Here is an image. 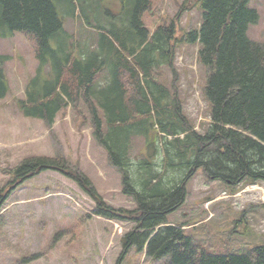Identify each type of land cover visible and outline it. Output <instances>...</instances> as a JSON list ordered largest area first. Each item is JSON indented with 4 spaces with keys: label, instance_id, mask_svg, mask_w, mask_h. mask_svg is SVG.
<instances>
[{
    "label": "trees",
    "instance_id": "trees-1",
    "mask_svg": "<svg viewBox=\"0 0 264 264\" xmlns=\"http://www.w3.org/2000/svg\"><path fill=\"white\" fill-rule=\"evenodd\" d=\"M56 1L66 9L64 18ZM76 1L0 0V39L21 33L34 41L37 67L16 105L25 118L41 120L48 129L71 105L76 127L89 124L120 174L122 194L135 207L107 205L61 154L22 160L9 172L13 180L0 189V206L25 181L54 171L93 200V215L133 224L121 237L118 263L133 249L159 264H264V245L244 255L212 254L185 234L186 222L167 221L184 204L186 183L198 169L209 181L229 186L264 183V44L248 37L259 21L252 0H187L176 19L197 5L201 21L182 34H176V20L154 25L150 33L142 15L154 0ZM76 15L93 30L81 43L64 28ZM179 44H198L196 59L206 69L203 91L211 121L203 134L158 78L159 66L174 72ZM9 59L0 54V101L10 91L4 70ZM138 137L146 151L133 159L132 140ZM79 226L78 221L74 228Z\"/></svg>",
    "mask_w": 264,
    "mask_h": 264
},
{
    "label": "rangeland",
    "instance_id": "rangeland-1",
    "mask_svg": "<svg viewBox=\"0 0 264 264\" xmlns=\"http://www.w3.org/2000/svg\"><path fill=\"white\" fill-rule=\"evenodd\" d=\"M74 3L78 5L76 0ZM101 4L106 5L107 0ZM181 4L185 7L189 3L155 0L152 10L144 13L142 19L148 21V27L176 20V34H182L197 27L201 17L199 7L191 5L176 19L182 12ZM249 5L257 10L259 21L249 28L248 37L264 44V0H252ZM56 8L64 18L66 9L57 1ZM80 20L77 15L66 20L67 32L79 43L85 38ZM175 47L174 72L165 65L159 66L158 78L176 95L196 131L203 134L211 120L203 91L206 69L195 56L199 46ZM0 54L10 58L4 64L10 92L0 101V189L13 180L9 172L25 158L61 154L70 167H77L91 181L107 205L133 209V200L122 194L120 175L108 164L89 124L76 127V115L66 110L48 132L41 121L25 118L18 109L16 100L24 97L23 89L36 67L32 38L15 33L0 39ZM80 111L86 113L83 106ZM143 147V140L134 138L131 158H140ZM261 184L263 187H255L258 189L246 183L229 186L219 180L209 181L198 169L186 183L184 204L168 215L167 221L190 225L185 234L206 252L248 254L264 245V183ZM94 207L89 196L57 172L46 171L25 181L0 206V264H159L149 262L133 249L118 263L123 252L121 237L134 226L95 216Z\"/></svg>",
    "mask_w": 264,
    "mask_h": 264
}]
</instances>
